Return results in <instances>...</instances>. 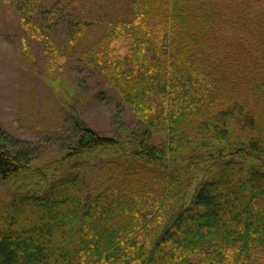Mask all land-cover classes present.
I'll return each mask as SVG.
<instances>
[{"label":"trees","instance_id":"1","mask_svg":"<svg viewBox=\"0 0 264 264\" xmlns=\"http://www.w3.org/2000/svg\"><path fill=\"white\" fill-rule=\"evenodd\" d=\"M107 1L1 0L144 129L76 122L37 163L0 128V264H264V0Z\"/></svg>","mask_w":264,"mask_h":264},{"label":"rangeland","instance_id":"2","mask_svg":"<svg viewBox=\"0 0 264 264\" xmlns=\"http://www.w3.org/2000/svg\"><path fill=\"white\" fill-rule=\"evenodd\" d=\"M131 1L108 0L104 8L125 18ZM44 44L45 40L30 37L16 11L0 0V128L9 137L6 144L14 152H29L37 163L57 159L78 122L119 137L130 147L131 135L142 132L144 125L129 106L101 74L73 56L49 63ZM112 154L100 152L103 157ZM30 174L27 170L18 181L33 185L38 176Z\"/></svg>","mask_w":264,"mask_h":264}]
</instances>
